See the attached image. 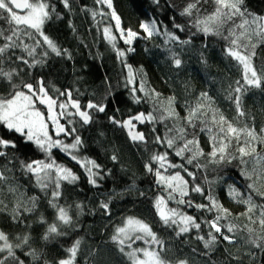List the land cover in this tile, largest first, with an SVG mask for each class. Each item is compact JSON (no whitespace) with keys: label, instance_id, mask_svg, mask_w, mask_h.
I'll return each mask as SVG.
<instances>
[{"label":"trees","instance_id":"obj_1","mask_svg":"<svg viewBox=\"0 0 264 264\" xmlns=\"http://www.w3.org/2000/svg\"><path fill=\"white\" fill-rule=\"evenodd\" d=\"M45 2L49 5L50 18L45 21L42 30L62 51V55L57 56L48 49L42 37L33 30L32 38L22 36L17 43L36 47L34 56L29 57L22 47L10 49L5 53L0 69L5 72L15 69L12 83L25 92L27 89L22 87L23 84L29 83L38 89L39 82L43 81L48 95L57 100V105L69 104L68 113H75L71 101H79L81 110H87L92 119L90 123L83 124L78 115L61 117L60 123L66 129H76L71 135L61 133L57 136L55 129L51 128L52 136L64 144L74 143L76 136L81 140V144L70 152L54 148L51 153L56 164L71 169L78 177L73 183L61 181V195L55 201L71 216L69 225L60 222L56 210L49 205L55 185L50 184L47 190H41L35 177L20 167L19 160L45 159V154L32 145L22 143L18 134L7 133L0 127V135L15 140L17 144V149L5 150L8 157H0V168L7 165L3 170L8 178L0 182V231L5 232L13 244L19 242L18 237L30 236L28 245L14 248L16 256L24 264H56L70 255L67 249L79 240L74 264H132L126 255L128 249L121 252V246L111 237L116 228L123 225L125 218L134 217L149 224L163 241V250L159 245H155V248L169 263L264 264V240L258 241L261 245L259 248L248 242V227L254 229L251 238L264 236V230L258 223L259 209L252 214V220L257 223H252L247 216L241 215L247 211V206L228 194V187L232 185L244 198L252 195L257 205H264V196L247 187L254 182L257 187L264 183L259 176L264 170V161L257 163L254 154L244 157L246 163H241L236 151L237 144L233 141L228 148V154L234 157L230 162H211L208 156L212 151L210 135L215 134L211 123L212 112L204 109L207 115L198 114L192 123L186 119L191 108L199 103H209L201 97V93H207L211 98V109H218L237 127H254L258 135L264 136V132H261L264 129V87L250 88L240 94L241 110L245 113L242 117H237L234 100L228 99L230 94L236 95L233 91L238 86L236 82H242V67L227 55L233 38L230 32L239 35L241 29L236 25L242 22V18L237 16L222 25H211L213 32L206 34L201 30L203 25L197 26V21L204 20L215 11V0H112L111 8L96 0H68V7L64 6L63 0ZM190 3L196 4L192 15H182ZM242 8L247 9V13L264 16V0H243ZM113 11L120 18V29L125 32L123 37L111 15ZM246 18L251 19V16ZM153 21L159 31H154L149 37L141 32L140 25ZM9 27L7 20L0 18V29L5 35L11 34ZM105 28L111 30L114 40L106 38ZM128 29L138 34L131 44L125 43ZM217 32L219 34H215ZM169 33L179 39L170 40ZM249 34L251 41L244 42L255 45V48L249 47L248 51L255 53L252 64L258 74L264 76V37L252 34V28H249ZM36 39L41 40V45H35ZM5 42L0 38V46ZM129 48L133 51H128ZM44 51L48 52L46 57L42 55ZM119 52L124 55H118ZM20 56L28 63L18 60ZM175 58L181 60L180 66L175 65ZM128 65L132 69L133 83L128 81ZM141 84L144 91L139 90ZM133 88L137 89L135 93L132 92ZM13 91L9 82L0 77V96L8 97ZM68 92L71 93V100L68 95H60ZM136 98H139V102ZM169 98H172L171 108L178 116H168L165 111L169 107ZM89 101L106 106L105 112L87 109ZM39 106L45 108L44 105ZM139 113L145 116L151 113L155 118L143 123L133 120L135 128L132 131L143 133L144 141H133L129 129L109 119L115 117L124 121ZM69 119L72 120L71 124L68 123ZM206 124L208 128H213V133L206 130ZM180 128L185 130L184 139L177 138L174 146L169 148L166 140L178 137L177 130ZM158 136L163 143L157 142ZM192 139L199 141L204 155L188 164L187 158L191 153L176 156L175 152L185 140ZM253 144L257 153L264 156V144L258 141ZM13 153L18 160L9 164L7 161ZM164 153H167V163L160 169L161 173L170 176L179 172L188 181L189 195L183 199L193 203L192 207L178 204L176 201L180 196L173 193L176 199L169 200L168 207L195 217L201 225L199 229L191 228L189 232L177 235L179 228L176 225L166 226L159 220L154 202L158 196L167 199L170 190L165 185L157 184L154 173L159 163L150 158L154 154ZM72 155L77 160H73ZM113 155L116 160L112 159ZM84 160L95 161L100 166L93 171L96 174L95 185L89 183L88 172L81 166ZM148 163L152 164L153 172L145 168ZM169 164L176 167H169ZM197 164L201 167H197ZM184 169L193 172L195 179L188 176ZM253 169L256 171L253 172ZM245 171L252 173L251 179L242 175ZM195 185L204 190L203 195L191 191ZM9 187H14L16 192H9ZM209 195L231 213L221 219L220 224L236 225L232 233L227 228L223 229L225 235L234 237L233 243L223 240L206 223L215 218V210L197 209L194 206L209 204L210 201L206 199ZM31 197L37 198L36 205L33 211L26 212L24 207H32ZM102 202L108 203L107 210L101 207ZM14 216L17 218L14 219ZM41 217L45 222H41ZM53 223L62 234H53L48 240L42 239L48 226ZM210 231L218 239L213 247L205 248L204 240L198 237L203 236L207 240ZM32 250L36 251L38 259L27 254ZM6 255V252L0 253V258ZM6 264L13 262L9 259Z\"/></svg>","mask_w":264,"mask_h":264},{"label":"snow or ice","instance_id":"obj_2","mask_svg":"<svg viewBox=\"0 0 264 264\" xmlns=\"http://www.w3.org/2000/svg\"><path fill=\"white\" fill-rule=\"evenodd\" d=\"M97 3H105L109 8L112 7V0H96ZM64 6L68 7V0H63ZM216 8L213 13L207 16L204 20H198L197 26L203 25L201 30L204 33L213 32L211 25H222L228 20H232L233 17H241L242 22L239 25H236L237 28L241 29L239 35L234 31L230 32V35L233 37L230 40L229 46L227 48V55L237 61L238 65L242 67V82L237 81V87L233 90L236 95L228 96V99L234 100L237 117H242L245 113L241 110V93L247 92L250 88H261L264 87V76L258 74L256 68L252 64V56L254 52L248 51L249 47L255 48L254 44L245 43L244 41H251V35L249 34V28H252V34L264 37V16H257L255 14L247 13V9H243V0H215ZM196 7V4L190 3L185 7L182 15H192V10ZM19 10V11H17ZM22 13V14H21ZM6 14V15H5ZM95 16V13H93ZM112 17L116 21L117 29H120V18L116 15L115 11L111 13ZM250 15L251 19L246 18ZM0 18L7 20L9 24L10 35H5L4 31L0 29V38H3L6 41L2 46H0V63H3L5 58V53L10 49L22 47L26 51L29 57L34 56L36 53V47H30L28 44L17 43L22 36H27L32 38L33 30L35 33L39 34L42 37L43 44L47 45V48L50 49L57 56L62 55V51L57 48L56 44L44 34L42 27L47 19L50 18L49 5L45 0H0ZM176 28H180V25H174ZM252 26H255L254 28ZM140 27L144 30L145 33L150 37L154 31H159L156 28L155 22L151 23H141ZM121 36L123 37L125 32L123 29H120ZM104 33L107 39L114 40L115 37L111 35V30L109 28L104 29ZM215 34H219L218 32ZM137 33L128 29L126 32L125 43L131 44L132 40L137 37ZM170 40H178L179 37L168 34ZM15 38V39H14ZM225 39H228L225 37ZM189 41H183V43H188ZM35 45H41V40L36 39ZM128 51H133L132 48H129ZM43 56H47L48 52L44 51ZM118 55L123 56V52H119ZM18 60L28 63L23 56L17 57ZM39 61H34L38 63ZM176 66H180L181 60L179 58L174 59ZM129 69L128 81L133 83V73L131 66H127ZM16 70L13 69L11 72H5L0 69V77H3L9 82L11 87L14 89L13 92L9 94L8 97L0 96V127H2L7 133L18 134L21 138L22 143L29 144L34 146L35 149L45 154V159H37L24 161L19 160L21 169L26 173H30L35 177L36 184L40 187L41 190H47L50 184L55 185V190L51 192L52 200H49V205L54 208L57 212V219L62 222L64 225H69L72 222L71 216H69L68 211L55 203L56 199L61 195L59 188L61 186V181H67L69 183L75 182L78 177L71 171V169L65 168L62 165H58L52 159L51 153L54 148H59L63 152H69L70 149L77 148L81 144L79 136L75 137V141L72 144H64L63 141L59 139H53V136L49 133L48 124L54 126L55 133L59 136L61 133L66 135L73 134L76 129H66L64 125L59 122L58 117H65L71 115H78L83 124H88L91 122V115L87 110H81L79 101H71V107L75 109V113H68L66 111H55V106H57V100L48 95L47 90L43 86V81H40L39 88L35 89L32 84L25 83L22 85L24 89H27V92L20 90V86L12 83L13 75ZM140 91H144L143 84L140 86ZM136 88L132 89V92L135 93ZM60 95H68L69 100H71V93H60ZM201 97L209 103L206 105L204 103H199L195 107L191 108L189 115L187 116L188 123H192L193 119L200 115H207V111L204 109H209L212 112L211 123L215 129V134L210 135V140L212 141V151L208 153V156L211 158L213 163H221L225 160L228 162L231 161L234 157L228 154V148L233 143L237 144L236 151L239 154L241 163H246L243 159L244 157H250L254 154L257 157V163L264 161V156H260L257 153L256 147L253 144L254 141H258L261 144H264V136L258 135L254 127H248L247 125L243 127H237L231 121H229L222 113H219L218 109H211V98L208 97L207 93H201ZM139 102V98H136ZM37 102L41 105H45L47 108V119L43 112L36 107ZM169 107L165 109L168 116H178L175 113L174 109L171 108L172 98H169ZM68 104L59 103L60 109H67ZM104 105H97L88 102L86 105L87 109H95L98 112H105ZM164 117H161L163 119ZM110 121L129 129V136L133 141H144L145 137L143 133L133 132L135 128L133 120L139 121L141 123L147 121H152L155 119L151 113L145 116L144 113H139L134 117H130L127 120L119 121L115 117H109ZM69 124L72 123V120L69 119ZM206 130L209 133H213V128H208L207 124L205 125ZM205 129H202V131ZM179 135L178 137L168 138L166 140L167 146L172 148L176 143V139H184L185 130L180 128L177 130ZM261 132H264V129H261ZM157 142L163 143L164 141L158 136L156 137ZM241 141H243L241 143ZM190 146H195L190 147ZM6 149H17L16 141L13 139H5L4 136L0 135V157H8V152ZM185 152L191 153L187 158V163L192 164L195 159L204 155L202 149L199 148V141L196 139L185 140L182 147L178 148L175 152L176 156H183ZM73 160H77L75 155H72ZM113 160H116V156H112ZM151 161L158 162L159 168L155 170V176L157 177V184H162L166 186V189H169L168 197L165 199L164 196H158L154 202V208L159 217V220L166 226L181 225L177 235L181 233H187L191 228L199 229L201 227L200 223L196 222L195 217L187 215L183 212H178L177 209L169 208L168 201L175 200L176 197L173 193H178L180 199L176 202L178 204H187L189 207L193 206V203L185 201L183 197L189 195L188 181L184 177L176 172L173 175L165 176L161 173L160 169L165 167L167 163V153L164 154H154L151 158ZM13 160H18V157L13 155L8 159V163H12ZM91 167H88V165ZM82 167L88 172L89 183L95 185L96 179L93 173V168H99L100 166L96 164L95 161H84L81 164ZM197 167L201 165L197 164ZM7 165H4L0 168V182L6 181L8 178L5 175ZM169 167H176V165L169 164ZM183 167V165H180ZM145 168L148 172H153V167L151 163L145 165ZM11 171V169H8ZM187 172V175L195 179V174L193 172H188L187 169H184ZM256 170L253 169V172ZM242 175L251 179L252 173L242 172ZM259 176L264 180V170H261ZM248 189L256 192L260 196H264V183H261L257 187L256 183H251L247 185ZM9 192H16L14 187L8 188ZM191 191L201 193L203 195L204 190L199 186L195 185L192 187ZM2 192V189H0ZM228 194L238 203L245 204L247 206V211L241 215H245L252 223H257L256 220H252V214L259 209V219L258 223L261 226V229L264 230V205H257L252 195H248L247 198H244L241 193L232 185L228 187ZM36 197L30 198V203L32 207H24V211L31 212L34 210L36 205ZM210 201L209 204H196L194 205L197 209H207L208 211L215 210L217 215L213 220L206 221L211 229L215 233H218L223 237V240L228 241L229 243L234 242V237L230 235H225L223 232L224 228H227L229 233H232L236 230V225L226 224L221 225V219L227 218L231 213L227 208L220 204L213 196L209 195L206 197ZM2 204V201H0ZM108 203L101 204V207L105 210L108 209ZM19 207V205H18ZM14 219L17 217H13ZM41 222H45L41 217ZM247 227V226H246ZM247 231L250 235L249 243L255 245L259 248L261 245L258 241L264 240V236H256V238H251L254 229L248 227ZM61 235L58 231V227L55 223L50 224L42 237L44 240H48L51 236ZM209 239L205 240L203 236L198 237V239L204 240L205 248H211L217 242V235L213 232H209ZM143 240L148 244L159 245L160 249L163 250V241H161L157 235L152 231V228L149 224L144 221L134 218L127 217L123 226L116 228L115 234L111 237L112 241L120 245V251L124 252L123 245L126 240L129 239ZM30 236L24 235L23 237H18V243L13 244L9 241L8 235L0 231V253L6 252L7 255L3 258H0V264H6L9 259L13 264H24V261L20 260L14 251V248H22L25 245H28ZM80 246V241L77 240L75 243L67 249L70 254L65 259H60L56 264H74L75 257L77 255L78 249ZM130 247V245H129ZM137 253H142L137 255ZM31 255L33 259H38V255L35 250L27 253ZM127 257L131 260L132 264H169L168 261L164 260L160 254V251H157L155 248H137L133 249L126 253ZM48 264V262H45ZM178 264H187L186 261H179Z\"/></svg>","mask_w":264,"mask_h":264},{"label":"rangeland","instance_id":"obj_3","mask_svg":"<svg viewBox=\"0 0 264 264\" xmlns=\"http://www.w3.org/2000/svg\"><path fill=\"white\" fill-rule=\"evenodd\" d=\"M21 14H22V13H21ZM141 32L144 33V30L142 29ZM68 105H69V104H68ZM36 107L39 108L40 111L44 113L45 118L47 119V108H46V106L44 105L45 108H42V107L39 106V103L37 102ZM42 109H46V111H43ZM68 109H69V107H68L67 109H60V108H59V104H58L57 106H55V111H56L57 113L60 112V111H66V112H68ZM58 118H59V122H60L61 117H58ZM48 128H49V133L52 135V133H51V128H54V126L51 124V122H49V124H48ZM53 139H55V138L53 137ZM72 150H74V149H70L69 152L72 151ZM84 161H85V160H84ZM86 161H87V160H86ZM88 167H91V165L89 164ZM92 171H94V168L92 169ZM125 220H126V218H125ZM125 220H124V222H123V225H124V223H125ZM123 225H122V226H123ZM176 226H177L178 228H180L181 225L176 224ZM120 227H121V226H120ZM138 243H139V244H138ZM124 245L127 246V247H124V250H126V248L128 249L127 252L132 251L133 249H137V248H155V244H148V243H145L143 240H135L134 237H133V239L126 240V242H125ZM129 245H130V247H129ZM155 249H156V248H155ZM137 255H141V256H142V253H137ZM169 264H172V263H169ZM173 264H178V263H173Z\"/></svg>","mask_w":264,"mask_h":264},{"label":"water","instance_id":"obj_4","mask_svg":"<svg viewBox=\"0 0 264 264\" xmlns=\"http://www.w3.org/2000/svg\"><path fill=\"white\" fill-rule=\"evenodd\" d=\"M17 11H19V10H17Z\"/></svg>","mask_w":264,"mask_h":264}]
</instances>
